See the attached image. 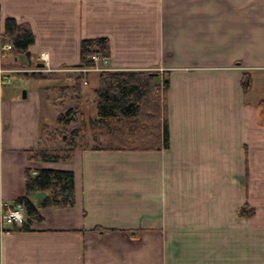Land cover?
Instances as JSON below:
<instances>
[{"label": "crops", "instance_id": "obj_1", "mask_svg": "<svg viewBox=\"0 0 264 264\" xmlns=\"http://www.w3.org/2000/svg\"><path fill=\"white\" fill-rule=\"evenodd\" d=\"M6 18L34 42L30 60H0V214L25 195L27 170L73 172L75 204L0 231V264H264V0H0V37ZM97 38L108 71L168 78L169 148L29 160L47 81L25 76L38 85L22 98L14 67L74 68Z\"/></svg>", "mask_w": 264, "mask_h": 264}, {"label": "trees", "instance_id": "obj_2", "mask_svg": "<svg viewBox=\"0 0 264 264\" xmlns=\"http://www.w3.org/2000/svg\"><path fill=\"white\" fill-rule=\"evenodd\" d=\"M3 38L11 46L15 55H24L30 60L29 47L34 39L26 24H19L13 18H6L3 25ZM98 54L109 56L108 41L105 38L82 40L79 49L81 67H92L91 56ZM32 66V65H29ZM31 78L46 81L57 78V73H32ZM70 84L59 87L64 98L80 101L85 76L75 74L68 76ZM169 87L166 75L150 71H106L98 74V85L93 90L96 118L87 124L93 134L102 130L108 137L103 147H93L94 151H161L169 148V134L166 111V94ZM251 87L248 76L243 77L241 89L247 93ZM73 97V98H72ZM76 110H66L65 115L58 116L51 131L47 122L39 127L38 148L30 156L31 161L45 163L68 162L77 149L76 139L85 135L82 120L77 131H72L67 138L64 130L70 125ZM63 127V129H62ZM65 143L66 149L45 146L48 140ZM52 141V142H54ZM61 142V143H60ZM64 151V152H63ZM35 196L36 203L32 197ZM24 208L25 222L21 227L12 226L7 232H28L30 226L41 220L39 211L47 208H70L75 204L74 174L66 170L40 169L30 170L25 174V195L17 198L14 204ZM242 211V210H241ZM243 213V211H242ZM251 214L245 213L248 216Z\"/></svg>", "mask_w": 264, "mask_h": 264}, {"label": "rangeland", "instance_id": "obj_3", "mask_svg": "<svg viewBox=\"0 0 264 264\" xmlns=\"http://www.w3.org/2000/svg\"><path fill=\"white\" fill-rule=\"evenodd\" d=\"M8 44V43H6ZM12 54L13 56H16L11 52V49L9 52L1 53L0 54V60L4 58L8 54ZM15 71L18 72L19 75L15 77H11V79L14 81V85L17 89H20L21 97L22 93L27 90H32L34 85H38V83L33 82L32 79H28L27 77H30L29 74L35 73L34 66H22V65H16ZM30 69V71L28 70ZM32 69V70H31ZM1 70V69H0ZM21 71V72H19ZM24 72V73H23ZM6 73V71H4ZM29 73V74H25ZM48 73H55L52 71L43 73L44 75ZM57 78H49L47 81V84L45 88L43 89V97L42 101L44 104V111H45V121L49 125L51 131L54 129V122L56 117L65 115L66 110H76L78 109V113L74 116L72 122L69 126L64 128V130L67 132V138L70 137V134L72 131H77L80 127V123L83 120L85 124V135L83 137H79L76 139V147L77 148H93V147H103L106 146L108 143V137L103 133L102 130H97L95 134L90 131L88 122L90 120H93L96 118V109H95V99L93 100L92 91H93V82L98 78L99 72H91L90 75L85 77V81H89V86L85 87L84 84L82 86V98L80 101H76L75 98L73 99H66L64 98V93L61 94V92L58 91L59 87L67 84L69 85L70 79L68 76H74L75 72L70 71L69 73H63L59 72L57 73ZM44 121V122H45ZM63 129V127H62ZM48 140L45 143V146H60L59 148H62L63 150L66 149L65 143L58 144L57 141ZM64 152V151H63ZM35 201V199H33Z\"/></svg>", "mask_w": 264, "mask_h": 264}, {"label": "built area", "instance_id": "obj_4", "mask_svg": "<svg viewBox=\"0 0 264 264\" xmlns=\"http://www.w3.org/2000/svg\"><path fill=\"white\" fill-rule=\"evenodd\" d=\"M10 50V46L8 44H0V54L4 52H8ZM91 61L93 66L90 68H80L75 69L73 72L76 73H90V72H103L107 71L106 67L108 65V58L102 57L98 54H95L91 57ZM4 74L3 70H0V79H2ZM6 81V80H4ZM25 220V212L22 205L17 204L14 208L10 209L6 213L0 214V231L9 226H22Z\"/></svg>", "mask_w": 264, "mask_h": 264}, {"label": "water", "instance_id": "obj_5", "mask_svg": "<svg viewBox=\"0 0 264 264\" xmlns=\"http://www.w3.org/2000/svg\"><path fill=\"white\" fill-rule=\"evenodd\" d=\"M42 66V65H41ZM26 94L25 92L22 93V98H25Z\"/></svg>", "mask_w": 264, "mask_h": 264}]
</instances>
